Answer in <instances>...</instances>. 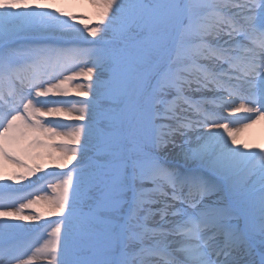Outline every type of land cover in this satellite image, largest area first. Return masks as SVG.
<instances>
[{"label":"snow or ice","instance_id":"1","mask_svg":"<svg viewBox=\"0 0 264 264\" xmlns=\"http://www.w3.org/2000/svg\"><path fill=\"white\" fill-rule=\"evenodd\" d=\"M90 2L0 0V264H264V0Z\"/></svg>","mask_w":264,"mask_h":264},{"label":"rangeland","instance_id":"2","mask_svg":"<svg viewBox=\"0 0 264 264\" xmlns=\"http://www.w3.org/2000/svg\"><path fill=\"white\" fill-rule=\"evenodd\" d=\"M89 1V0H86ZM51 8H60L62 11L67 12L72 15L76 16H87L90 19L87 21H84L83 23H87L90 27L95 26L97 22V9L92 5L89 4L86 6L84 4V0H63L60 2H57L56 4H52V2H48ZM91 3V2H90ZM75 23L79 24L80 26H83V24L80 21H75ZM72 99H83L82 97H76L74 92L73 95L71 96ZM56 169L54 168H48L47 171H55ZM41 175L44 173H40ZM32 179H35L33 177ZM27 183V181H25ZM19 187V185H14ZM39 207V206H38ZM29 210H26V214ZM43 222V221H41ZM42 261V260H38ZM37 261V264H39ZM42 264H45L44 261H42Z\"/></svg>","mask_w":264,"mask_h":264},{"label":"bare ground","instance_id":"3","mask_svg":"<svg viewBox=\"0 0 264 264\" xmlns=\"http://www.w3.org/2000/svg\"><path fill=\"white\" fill-rule=\"evenodd\" d=\"M60 1L63 0H48V2H52V4H56ZM84 4L88 6L91 4L90 0H84ZM225 115H227V113ZM238 139L241 144H248L250 147H264V121H261L251 128L245 129L243 132L239 133Z\"/></svg>","mask_w":264,"mask_h":264}]
</instances>
